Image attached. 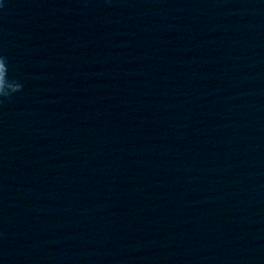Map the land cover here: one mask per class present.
Here are the masks:
<instances>
[{
    "label": "water",
    "instance_id": "95a60500",
    "mask_svg": "<svg viewBox=\"0 0 264 264\" xmlns=\"http://www.w3.org/2000/svg\"><path fill=\"white\" fill-rule=\"evenodd\" d=\"M84 264H264V0H84Z\"/></svg>",
    "mask_w": 264,
    "mask_h": 264
}]
</instances>
